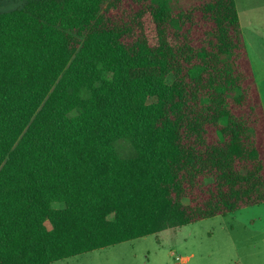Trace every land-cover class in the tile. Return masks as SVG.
Masks as SVG:
<instances>
[{
    "label": "trees",
    "instance_id": "16d2710c",
    "mask_svg": "<svg viewBox=\"0 0 264 264\" xmlns=\"http://www.w3.org/2000/svg\"><path fill=\"white\" fill-rule=\"evenodd\" d=\"M5 8L0 264H54L264 204V103L236 0Z\"/></svg>",
    "mask_w": 264,
    "mask_h": 264
},
{
    "label": "rangeland",
    "instance_id": "374dc122",
    "mask_svg": "<svg viewBox=\"0 0 264 264\" xmlns=\"http://www.w3.org/2000/svg\"><path fill=\"white\" fill-rule=\"evenodd\" d=\"M3 1L0 10L15 7L20 0ZM158 1L166 2L171 9L189 3V0ZM236 3L264 103V0H236ZM47 226L51 229L49 223ZM54 264H264V204Z\"/></svg>",
    "mask_w": 264,
    "mask_h": 264
},
{
    "label": "crops",
    "instance_id": "0c3cea01",
    "mask_svg": "<svg viewBox=\"0 0 264 264\" xmlns=\"http://www.w3.org/2000/svg\"><path fill=\"white\" fill-rule=\"evenodd\" d=\"M262 96V95H261ZM262 100H263V97H262ZM185 258H183V260H184ZM187 260H188V258H186Z\"/></svg>",
    "mask_w": 264,
    "mask_h": 264
}]
</instances>
